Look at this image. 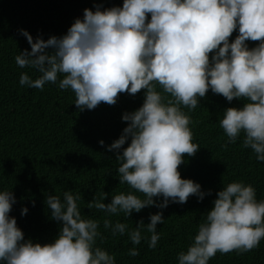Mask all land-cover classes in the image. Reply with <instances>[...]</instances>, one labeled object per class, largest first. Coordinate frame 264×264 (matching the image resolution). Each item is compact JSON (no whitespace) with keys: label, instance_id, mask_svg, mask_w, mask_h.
Here are the masks:
<instances>
[{"label":"clouds","instance_id":"9594fccd","mask_svg":"<svg viewBox=\"0 0 264 264\" xmlns=\"http://www.w3.org/2000/svg\"><path fill=\"white\" fill-rule=\"evenodd\" d=\"M94 8H85L66 34L47 40L20 29L31 50L20 51L15 61L40 75L33 80L24 72L19 82L41 90L47 82H58L60 89L75 93L80 111L95 109L101 102L114 105L120 93L144 90L142 106L122 114L127 127L107 146L108 151L116 150L121 162L120 184L135 191L121 192L107 204L104 193L88 208L130 217L156 206L161 211L150 214L147 224L139 220L129 233L133 245H139L146 225L151 233L148 246L155 248L160 239L157 225L165 221L163 209L186 203L192 195L203 201L211 194L198 182L182 178L178 170L184 154L194 156L200 148L193 143L191 117L181 105L195 110L209 89L229 102L247 98L241 108L228 107L220 125L232 143L243 132L244 147L264 162V0H123L122 6ZM237 29L239 34L230 42ZM249 40L259 43L249 48ZM157 84L172 99L165 102ZM99 143L104 146L103 140ZM81 198L71 190L64 192L63 200L47 195L50 218L61 227L54 241L41 244L25 239L10 215L17 202L14 192L0 191V264H116L114 254L95 246L100 223L82 215ZM27 212L23 207L21 215ZM127 227L104 220V228L113 235H123ZM262 239L264 200H257L251 184L231 182L218 191L193 243L179 254V264H209L217 252H247ZM129 255L138 256V249H130Z\"/></svg>","mask_w":264,"mask_h":264},{"label":"trees","instance_id":"16d2710c","mask_svg":"<svg viewBox=\"0 0 264 264\" xmlns=\"http://www.w3.org/2000/svg\"><path fill=\"white\" fill-rule=\"evenodd\" d=\"M97 4L105 8L122 6L123 0H0V191L14 192L17 202L10 215L16 217L25 239L41 244L54 241L61 224L50 218L45 201L48 194L63 200L64 192L71 190L81 193L78 206L82 215L100 223L101 237L95 246L114 254L116 264H179V254L193 243L223 186L236 181L251 184L257 200H264V162L256 159L251 148L244 147L243 132L232 143L220 125L228 107L241 108L248 100L234 98L229 102L209 89L195 110L181 105L191 117L193 143L200 148L194 156L184 154V163L178 170L182 178L198 182L203 191L211 190V194L203 201L192 195L186 203H170L162 210L164 223L157 225V246H148L151 233L146 225L142 229L145 238L133 245L129 233L137 222L143 219L149 223L150 214L161 209L147 206L128 217L123 212L108 214L94 206L89 209L88 203L94 204L104 193H108L104 201L107 204L121 192L135 191L127 183L120 184L121 162L116 160V150L108 151L107 146L119 139L127 127L122 114L142 106L144 90L135 95L120 93L114 105L101 102L95 109L80 111L75 105V93L70 88L60 89L58 82H47L43 90L21 85V73L27 72L33 80L40 74L29 67L20 68L15 61L20 51L31 50L20 29H26L34 39L38 35L45 40L61 36L77 17H83L85 8L95 11ZM238 34L237 29L230 42ZM258 43L247 41L249 48ZM156 88L163 93L159 84ZM163 95L165 102L172 99L170 94ZM128 143L130 140L123 147ZM135 194L145 198L142 193ZM23 207L28 208L26 215H21ZM105 219L113 225L117 221L125 223L127 231L113 235L111 229L104 228ZM134 247L139 251L135 257L129 255ZM209 264H264V239L247 252H217Z\"/></svg>","mask_w":264,"mask_h":264}]
</instances>
